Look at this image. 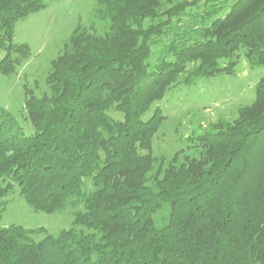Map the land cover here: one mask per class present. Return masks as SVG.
<instances>
[{"label":"trees","instance_id":"16d2710c","mask_svg":"<svg viewBox=\"0 0 264 264\" xmlns=\"http://www.w3.org/2000/svg\"><path fill=\"white\" fill-rule=\"evenodd\" d=\"M95 3L103 32L74 28L47 90H25L33 133L0 106V197L17 190L34 211L73 208L56 236L0 227V264H264V75L233 120L166 162L151 153L160 107L144 117L172 88L233 74L241 52L264 66V0ZM46 6L0 0V74L29 55L15 22Z\"/></svg>","mask_w":264,"mask_h":264},{"label":"rangeland","instance_id":"374dc122","mask_svg":"<svg viewBox=\"0 0 264 264\" xmlns=\"http://www.w3.org/2000/svg\"><path fill=\"white\" fill-rule=\"evenodd\" d=\"M43 1L47 4L45 8L15 22L13 40L28 45V57L17 66L16 72L0 74V106L15 116L25 134L34 131L24 110L25 90H32L36 96L47 90L50 62L62 51L74 28L102 33L105 26L93 15L95 0ZM263 75L264 66H251L241 52L233 74L200 77L191 85L168 90L144 116L148 117L155 106L160 107L164 116L152 139V155L164 157L166 162L180 150L189 152V137L211 129L218 121L233 120L240 107L254 100L256 84ZM108 114L115 119L123 118L120 111L109 110ZM86 189H92L90 179L86 180ZM72 211L70 205L53 213L34 211L15 190L0 197V227L12 223L25 228L43 227L45 231L35 236L39 240L69 228Z\"/></svg>","mask_w":264,"mask_h":264}]
</instances>
